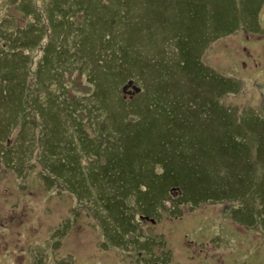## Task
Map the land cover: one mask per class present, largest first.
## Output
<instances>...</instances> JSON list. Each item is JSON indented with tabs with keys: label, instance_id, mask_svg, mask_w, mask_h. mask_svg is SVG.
<instances>
[{
	"label": "rangeland",
	"instance_id": "obj_1",
	"mask_svg": "<svg viewBox=\"0 0 264 264\" xmlns=\"http://www.w3.org/2000/svg\"><path fill=\"white\" fill-rule=\"evenodd\" d=\"M33 1L36 9L20 13L17 26L10 13L0 12V20L8 19L0 26V53L12 36L14 44L20 41L19 60L0 75V141L20 157V164H0V264H264V0H105L98 22L89 0H81L76 9L69 1L67 14L57 6L51 12L53 0ZM122 12L130 14L119 17ZM121 21L125 26H119ZM185 33L198 38L187 55L199 65L193 80L204 97L198 119L176 130L190 137L196 154L192 157L191 145L184 158L177 145L159 156L151 154L152 162L170 169L158 184L163 192L168 187L169 197L162 205L151 199L145 210L131 194L122 199L124 205L111 210L114 215L123 208L121 215L136 233L133 245L116 253L101 246L99 236L105 227L101 220L116 225L103 198L114 189L111 192L93 172L106 163L104 152L112 150L115 166L121 148L125 158L144 151L145 138L128 143L134 136L128 126L138 136L150 135V130L138 133L147 119H154L146 110L148 99L163 68L172 69L171 62L178 61L173 49ZM129 50L139 58L152 57L143 71L137 62L127 65L141 88L131 99L110 76L115 53ZM103 57L106 72L96 70L103 66ZM169 72L168 78L176 74ZM107 90L106 103L92 102ZM85 103L91 104L89 111ZM103 116L108 125L97 138L102 143L94 150L99 153L94 158L97 167L85 169L93 160L89 152L70 165L66 175L72 184L77 167L85 180L82 186L72 185L74 192L67 184L53 186L41 160H50L52 145L66 141L60 153L77 151ZM223 134L227 149L220 151L222 139L217 137ZM222 153L225 165L229 161L226 178L216 174L218 185L207 194L192 180L193 158Z\"/></svg>",
	"mask_w": 264,
	"mask_h": 264
},
{
	"label": "trees",
	"instance_id": "obj_2",
	"mask_svg": "<svg viewBox=\"0 0 264 264\" xmlns=\"http://www.w3.org/2000/svg\"><path fill=\"white\" fill-rule=\"evenodd\" d=\"M69 1L73 2L74 9H76V7L78 8L80 7L81 0H53L49 4V9L52 12L53 8L57 6V9L60 13L67 14L69 13V9L72 7V6L71 7L65 6V4H67ZM89 1H92V5L95 6L94 11H97V13H95V17H96V21L98 22L100 20L98 13L104 7L105 0L103 1L89 0ZM110 1L111 3L126 2V0H110ZM192 2L194 3L195 0H193ZM0 3L3 7L2 9L0 8V12L5 11L8 14L10 13L11 15L10 21L14 22L16 26L20 24V20L14 17L11 13H19V14L21 13L22 15L24 12H28L30 10L36 9V3L33 0H0ZM129 14L130 12L126 14L122 12L121 13L122 16L119 17L128 16ZM7 21H8L7 18L0 20V26L5 25ZM121 22L122 23H119V26L122 25L123 23L125 26V22L123 21ZM188 24H189V19L185 24V27L187 29H188ZM2 33L4 32L0 30V36ZM7 38H9V35H4V39ZM10 39L11 41H9L7 45H5V50L2 48V51L3 52L6 51L5 52L6 64L9 67H12V64L16 63L19 60L20 41L16 40V43L14 44L15 42L14 37L12 36ZM197 41H198L197 37H191L188 33L182 34L180 39L176 40L175 42L176 48H174L173 50L178 56V61L171 62L172 65H174L172 69L166 67L163 68V77L161 79L158 78L160 79V83L156 85V91H153L152 96L148 99L149 107L146 108V110L148 112L149 110L153 112L150 118L151 119L154 118V119L151 122H149L147 119L146 127H142V129L138 131V133L142 134L150 130V135L138 136L136 131L132 130L130 126H128L130 132L134 135L133 137L130 138V140H128V143H132L134 139H139L140 141H144L145 138L147 144L142 145L137 140V144L140 145V147L141 145L144 147L143 152H141L140 150L141 152L140 155L138 156L133 155L132 157L129 156L125 158L126 150L121 148L120 156L118 158L120 164L112 166L111 164L116 160V157L112 153V150H110L109 152H104V154L107 156L105 161L106 163L102 167L95 166L94 158L98 157L99 153H97L98 151L95 152L94 150L102 145V143H98V139H97L98 136L100 135L99 131L102 128H106L108 125V121L103 116L101 117L102 124L91 131V134L90 136L87 137L86 142L83 144V146L81 145L77 151L69 152L68 149H65L63 153H60L59 146L66 145L67 141L60 144L52 145V150L48 151L50 152V155L48 157V159L50 160L42 159L41 160L42 162H40L44 171L45 169H49L51 176L47 177V179L51 182L53 186H55V184H59L61 187L64 188V185L67 184L74 192L72 185H75L76 187L82 186L85 180L78 176L80 175L79 173L81 172V170L77 171V167H76V171H74L72 174L73 182L71 184V181L66 180L68 167L70 165L74 166L78 158L81 159L82 157L89 155V152L93 154L92 155L93 160L88 162L87 167L85 169L89 171V166L97 167L99 170H94L93 174L95 176L100 175L105 180L104 183L105 186L107 187V185H109L111 192L114 189V194L112 196L103 195V194L100 195V197L103 195V198H105L107 201L104 204V206L106 209L110 210L108 214L111 215V217H109L111 223L116 222V225L114 224L108 225L101 220L102 225L105 226L102 227V232L99 233V236L102 235L101 246L107 249H115L116 253H119V249L130 248L133 245L134 240L132 239L131 236L133 232L135 233V231L134 228L130 225L127 218L121 215L123 208L114 215L112 214L111 210L119 203L124 205L122 199L131 194H136V202L138 203L139 206L143 205V208L145 210L149 209L146 207V204L148 203V201H152L151 199H155L157 202L161 200V205H162L164 203V200L169 197L166 196L168 187L166 191L163 192L161 191L158 184L164 178V174L169 173L170 169L166 166V169L164 170L162 169L161 165L152 162L151 154L159 156V154L164 153L165 150L170 148V146L172 145H177L178 155H180L182 158H184L190 153V149H189L190 145H191L192 157L196 154L193 151L194 145L191 142L190 137L185 133H179L178 130H185L186 125L196 121L201 112V106H202L201 103L203 101L204 94L201 91V89H198L199 88L197 87L198 83L196 84L197 86L194 85V80H193L195 73L194 69L198 68L199 65L197 61L195 65L194 62L187 55L188 53H192V51L195 50ZM115 54L118 57L117 60L115 61V65L110 70V74H111L110 76L112 79L117 80L121 83L119 86V90L121 91V93H123L122 87L128 81L132 80L133 84L136 87H138L133 77H131L128 74L129 68L127 67V65L133 62H137L140 65L139 71H143L149 67L147 65L145 66L144 64L150 61L152 57L150 56L146 57L144 55V57L139 58L137 55L134 56V54L131 53L130 50L122 51L121 53H115ZM98 61H100V59ZM99 63L100 64L103 63V66H99V68H97L96 70L105 71L104 65L106 63V60L104 59V57ZM132 69H136V68H132ZM85 70L87 72L88 67L85 68ZM175 70H176V74L173 77L168 78L166 76V74L167 75L170 74L169 71H175ZM138 88L140 89L139 92L135 93L134 95L140 94L141 88L140 87ZM127 90L131 91L130 88H128ZM98 91L99 90H97V92ZM107 93L110 94V90L103 92L101 99L94 98L92 99V102L94 104H97V106L106 103ZM176 95H178V97ZM128 97L131 99L133 96H128ZM0 103L3 104L1 100ZM93 103L92 105H94ZM89 105L91 104L85 103L86 110L88 111H89L88 108ZM113 111L114 108H112V112ZM100 113L98 114L99 116ZM108 116L109 118L113 117L112 115L111 116L108 115ZM171 124H173L172 127ZM131 126L137 128L136 126L133 125ZM176 128L178 130H176ZM112 132H114V128H112ZM217 139L218 140L222 139L220 145V151H223L222 149H227V143L223 141V139H225V135L224 134L220 135L217 137ZM79 140L81 143L83 138L79 137ZM224 155L225 154L222 153L221 156H218L216 158H209L208 156L202 154L201 158L200 155L197 158H193L195 161L192 164V171H193L192 180L196 187L204 188V190L207 191V194L211 193L213 189L216 187V185H218L217 175H223L224 179L226 178L224 175L229 168L228 166L229 161L227 162V165H225L224 160L222 159ZM16 156H18L17 152L11 153L8 156L2 155L0 156V162H2V160H5L8 163L7 165L13 166L15 163H18L19 161V160L13 161V159L16 158ZM136 157H137V162L132 163V159H136ZM218 158H220V160ZM9 166H5V168L8 170ZM108 168H111L112 171L117 172V175L120 179L118 177H113L114 174L109 175L107 170ZM155 169L156 170L159 169L160 172H156ZM83 172L85 173L84 169ZM196 172H202V173L196 176ZM18 173H20V171ZM18 173L16 172V175ZM90 178H92L91 179V181H93L92 184H95L96 180L93 179V177ZM78 180H80L81 182L78 183ZM226 183L231 184L230 182H226ZM170 189L171 186L169 190ZM173 189L178 190L176 188ZM178 191L180 192L181 195V191L180 190ZM102 192L105 193V189L102 190ZM180 195L176 199L177 202H179L180 200ZM77 197L80 199L78 194ZM150 209L153 210V208ZM128 216L130 219V215ZM118 218L120 220H118ZM121 224H123V226H121Z\"/></svg>",
	"mask_w": 264,
	"mask_h": 264
},
{
	"label": "flooded vegetation",
	"instance_id": "obj_3",
	"mask_svg": "<svg viewBox=\"0 0 264 264\" xmlns=\"http://www.w3.org/2000/svg\"><path fill=\"white\" fill-rule=\"evenodd\" d=\"M12 15L16 18H18L20 20V14L19 13H12ZM1 37V36H0ZM2 46V45H1ZM2 48V47H1ZM6 52V51H5ZM1 51L0 54H2V58H0V75L3 77L5 76V73L8 71L9 69V66L6 64V58H5V55L6 53ZM4 55V56H3ZM8 143V142H7ZM14 143V142H13ZM13 145V144H12ZM15 150V148L11 147L10 148H6L5 146L2 145V141H0V156L2 155H6L7 154H11L13 151ZM9 158V157H8ZM16 159L18 161V163L20 164V157L16 156ZM2 162H0L1 164ZM20 171V169H19Z\"/></svg>",
	"mask_w": 264,
	"mask_h": 264
},
{
	"label": "water",
	"instance_id": "obj_4",
	"mask_svg": "<svg viewBox=\"0 0 264 264\" xmlns=\"http://www.w3.org/2000/svg\"><path fill=\"white\" fill-rule=\"evenodd\" d=\"M128 88H130L131 91H127ZM139 90H140V89H139L138 87H136V86L133 84L132 80H131V81H128V82L122 87V92H123L124 95H126V94H130V96H132L133 94L139 92ZM142 218L148 219V217H141V219H142ZM153 221H154V220L151 219V222H153Z\"/></svg>",
	"mask_w": 264,
	"mask_h": 264
}]
</instances>
